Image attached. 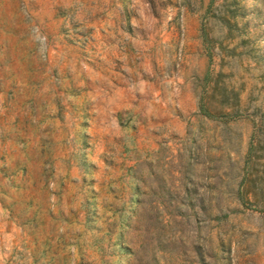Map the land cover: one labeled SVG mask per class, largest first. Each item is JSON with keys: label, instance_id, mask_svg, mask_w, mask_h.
<instances>
[{"label": "rangeland", "instance_id": "1", "mask_svg": "<svg viewBox=\"0 0 264 264\" xmlns=\"http://www.w3.org/2000/svg\"><path fill=\"white\" fill-rule=\"evenodd\" d=\"M263 143L264 0H0V264H264Z\"/></svg>", "mask_w": 264, "mask_h": 264}, {"label": "trees", "instance_id": "2", "mask_svg": "<svg viewBox=\"0 0 264 264\" xmlns=\"http://www.w3.org/2000/svg\"><path fill=\"white\" fill-rule=\"evenodd\" d=\"M227 22V21H225ZM228 23V22H227ZM229 24V23H228ZM199 111H200V115L208 120H224V122L227 121H232V120H236L237 118H240V115H238V113H222V114H215L212 113L205 104L201 103L199 105ZM261 145V142L258 140L255 141L254 145H252V148L250 149L249 155H254L255 151L257 149H260L259 146ZM264 145V143H263ZM261 150H264V146L261 148ZM249 160L246 162L245 167L250 169L251 167L254 166V161H255V156L253 158V156H250V158H248ZM246 181H248V184L251 186L252 192H253V200L254 203H249L248 200L246 201L245 199V194L243 192L238 191V201L240 202L241 205L243 206H255L258 205V202L264 198V181L260 180V179H247L245 177H243V180L241 182V184L243 185V183H245ZM261 184L259 187H256V184ZM241 186V185H240ZM246 201V202H245ZM249 204V205H248ZM203 208V207H202Z\"/></svg>", "mask_w": 264, "mask_h": 264}]
</instances>
